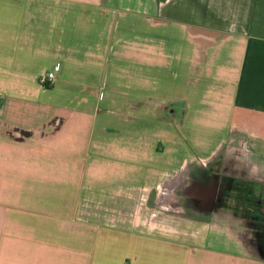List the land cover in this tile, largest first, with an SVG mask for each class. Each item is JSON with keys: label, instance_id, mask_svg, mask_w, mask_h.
<instances>
[{"label": "crops", "instance_id": "1", "mask_svg": "<svg viewBox=\"0 0 264 264\" xmlns=\"http://www.w3.org/2000/svg\"><path fill=\"white\" fill-rule=\"evenodd\" d=\"M240 136L242 176L264 186V0H0V264H264L238 220L248 250L211 245L201 218L186 239L112 227L99 252L72 221L83 179L213 212L204 172Z\"/></svg>", "mask_w": 264, "mask_h": 264}, {"label": "rangeland", "instance_id": "2", "mask_svg": "<svg viewBox=\"0 0 264 264\" xmlns=\"http://www.w3.org/2000/svg\"><path fill=\"white\" fill-rule=\"evenodd\" d=\"M43 83L46 86L53 85L52 83ZM246 144L247 138L245 136L234 137L229 151L221 154L220 157H216V164L213 163L214 165L212 164L211 166L214 172L219 173L224 169L221 167V163L228 160V157L237 161V165L233 166L237 167V169L233 170L232 174L230 173L229 175L234 177L233 187L220 189L219 195L214 199L216 200L215 207H213L212 202L213 212L198 213L199 211L194 207L192 209L195 212H193L192 209H188L190 204L186 203L189 202L183 199L184 197L187 199V195H177L175 191L173 193L169 191L165 194V197L169 200L163 204L159 199L155 184L150 181L134 185L118 183L110 185L112 181L109 180V184L107 185L104 182L100 184L89 183L91 179H87V181L83 179L81 186V209L72 216V221H77L74 229L81 235L82 245L85 246L86 240L89 237L94 242L98 238L100 252L102 251L100 247L106 248V239L112 227L115 231H118L121 230L122 225H137L139 221L150 225L152 228H149V231L152 233L155 232V229H160L158 227L161 221L163 222L162 225H164L161 227L162 233H165L167 238L172 237V233H177L179 234L177 236L179 239H186L187 237L184 235L193 236L197 232V228H182L184 224H194V222L187 220L209 218L214 224L213 227L216 228H212L215 232L211 233L216 238H214L215 242L210 243L211 245L235 251L248 250L247 248L250 246V251H255L257 241L264 239V218L256 217L257 211H255V201L263 199L260 197V194H264V186L256 185L244 179L242 176L244 159L235 157L231 153L235 152L236 154L239 153V155L243 154L245 157H248ZM228 166L226 167L227 169L229 168ZM224 183L223 181L221 186ZM164 206L166 208L161 212V207ZM75 215L76 218L73 219ZM237 220L243 227L240 229L245 233L244 240H250L251 245H237V238H240V235L237 234ZM70 229L73 230V225H71ZM165 234L162 235L165 236ZM147 239H151L150 243H153V236H149ZM241 239L243 238L241 237ZM219 240L220 242H218ZM116 244L121 249V243L117 241ZM92 245L94 246V243ZM261 250L264 251V246Z\"/></svg>", "mask_w": 264, "mask_h": 264}, {"label": "trees", "instance_id": "3", "mask_svg": "<svg viewBox=\"0 0 264 264\" xmlns=\"http://www.w3.org/2000/svg\"><path fill=\"white\" fill-rule=\"evenodd\" d=\"M220 156L221 155H219V157ZM216 160H214V162H213L214 164H216ZM228 161L229 160H225L223 163H221V167H223L224 169L221 170L219 173L214 172L213 169H211L210 172L209 171H205L204 172L205 175L211 174L212 176H215V178L217 179V188H218L219 191H220V189H227V188L233 187L232 183L234 182V177L229 176L230 173L228 172V169L226 168L228 166ZM223 181L225 183L223 184V186H221V183ZM215 204H216V200L213 203V207H215ZM263 235H264V233H263ZM261 241H257V243L255 244V248H256V250L260 251L261 254L264 255V251L261 250L262 247L264 246V244Z\"/></svg>", "mask_w": 264, "mask_h": 264}, {"label": "built area", "instance_id": "4", "mask_svg": "<svg viewBox=\"0 0 264 264\" xmlns=\"http://www.w3.org/2000/svg\"><path fill=\"white\" fill-rule=\"evenodd\" d=\"M53 72H49L48 74H43L42 76H41V80L43 81V82H47L48 80H51L52 78H53Z\"/></svg>", "mask_w": 264, "mask_h": 264}, {"label": "flooded vegetation", "instance_id": "5", "mask_svg": "<svg viewBox=\"0 0 264 264\" xmlns=\"http://www.w3.org/2000/svg\"><path fill=\"white\" fill-rule=\"evenodd\" d=\"M217 180V179H216Z\"/></svg>", "mask_w": 264, "mask_h": 264}]
</instances>
